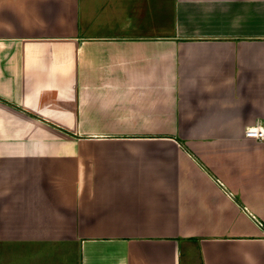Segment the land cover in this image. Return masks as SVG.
Segmentation results:
<instances>
[{"label":"crops","instance_id":"crops-1","mask_svg":"<svg viewBox=\"0 0 264 264\" xmlns=\"http://www.w3.org/2000/svg\"><path fill=\"white\" fill-rule=\"evenodd\" d=\"M255 125L264 0H0V264H264Z\"/></svg>","mask_w":264,"mask_h":264},{"label":"built area","instance_id":"built-area-1","mask_svg":"<svg viewBox=\"0 0 264 264\" xmlns=\"http://www.w3.org/2000/svg\"><path fill=\"white\" fill-rule=\"evenodd\" d=\"M246 135L258 139H264V125L250 126L246 129Z\"/></svg>","mask_w":264,"mask_h":264},{"label":"rangeland","instance_id":"rangeland-1","mask_svg":"<svg viewBox=\"0 0 264 264\" xmlns=\"http://www.w3.org/2000/svg\"><path fill=\"white\" fill-rule=\"evenodd\" d=\"M25 258H27V256H25ZM18 264H20V263H18ZM21 264H27L26 262H23V263H21Z\"/></svg>","mask_w":264,"mask_h":264}]
</instances>
